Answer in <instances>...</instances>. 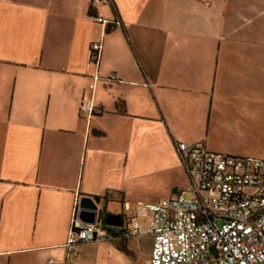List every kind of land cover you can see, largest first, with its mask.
<instances>
[{
	"label": "crops",
	"instance_id": "0c3cea01",
	"mask_svg": "<svg viewBox=\"0 0 264 264\" xmlns=\"http://www.w3.org/2000/svg\"><path fill=\"white\" fill-rule=\"evenodd\" d=\"M92 1L0 0V264H86L64 261L81 197L175 196V143L240 156L264 102V0Z\"/></svg>",
	"mask_w": 264,
	"mask_h": 264
},
{
	"label": "built area",
	"instance_id": "2783aa9c",
	"mask_svg": "<svg viewBox=\"0 0 264 264\" xmlns=\"http://www.w3.org/2000/svg\"><path fill=\"white\" fill-rule=\"evenodd\" d=\"M104 3L110 0L92 1L94 6ZM94 19L103 26L118 24L100 13ZM101 48V42L91 44L92 65L99 63ZM80 111L92 115L96 109L85 102ZM174 148L189 185L156 203L125 207L117 232L125 238H152L147 264H264V160L211 153L203 141L177 142ZM79 213L77 204L64 245L65 263L78 259L81 245L106 238L101 220L87 224Z\"/></svg>",
	"mask_w": 264,
	"mask_h": 264
},
{
	"label": "rangeland",
	"instance_id": "374dc122",
	"mask_svg": "<svg viewBox=\"0 0 264 264\" xmlns=\"http://www.w3.org/2000/svg\"><path fill=\"white\" fill-rule=\"evenodd\" d=\"M248 45L255 43L249 42ZM238 146L242 147L240 156L234 155V157L264 160V102L255 105L253 110L248 112V146L246 142L243 144L239 142ZM183 197L188 198L189 195L185 193ZM117 212L110 213L101 208L98 210L97 219L101 220L100 232L106 238L103 241L80 246L86 264H147L152 238L144 235L122 239L118 237V232L110 233L115 223L113 219L120 216ZM139 221L146 227L145 221ZM120 223L122 227L124 223L122 221ZM81 253L79 249V254Z\"/></svg>",
	"mask_w": 264,
	"mask_h": 264
},
{
	"label": "water",
	"instance_id": "95a60500",
	"mask_svg": "<svg viewBox=\"0 0 264 264\" xmlns=\"http://www.w3.org/2000/svg\"><path fill=\"white\" fill-rule=\"evenodd\" d=\"M78 207L80 209V213H79L80 220L84 223L94 225L98 218V210H99L96 201L89 197H81L78 201ZM115 218L120 219L119 217H115ZM119 228H121V223L118 221L114 223L113 227L110 229V232L111 231L117 232L119 231Z\"/></svg>",
	"mask_w": 264,
	"mask_h": 264
},
{
	"label": "flooded vegetation",
	"instance_id": "af4514ba",
	"mask_svg": "<svg viewBox=\"0 0 264 264\" xmlns=\"http://www.w3.org/2000/svg\"><path fill=\"white\" fill-rule=\"evenodd\" d=\"M118 221L119 222H121V221L123 222V218L117 219V221L115 219L113 220V222H118Z\"/></svg>",
	"mask_w": 264,
	"mask_h": 264
}]
</instances>
